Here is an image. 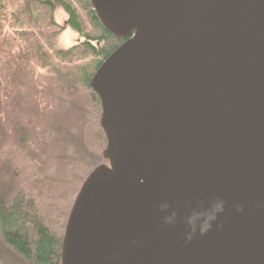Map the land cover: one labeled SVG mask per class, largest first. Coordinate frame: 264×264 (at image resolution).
<instances>
[{"label":"water","instance_id":"1","mask_svg":"<svg viewBox=\"0 0 264 264\" xmlns=\"http://www.w3.org/2000/svg\"><path fill=\"white\" fill-rule=\"evenodd\" d=\"M89 1L127 39L90 80L108 164L74 198L61 264H264V0Z\"/></svg>","mask_w":264,"mask_h":264},{"label":"trees","instance_id":"2","mask_svg":"<svg viewBox=\"0 0 264 264\" xmlns=\"http://www.w3.org/2000/svg\"><path fill=\"white\" fill-rule=\"evenodd\" d=\"M5 2L0 0V230L35 262L58 264L74 198L88 174L108 163L101 103L90 80L127 38L105 29L89 0H23L24 21L8 16ZM58 9L67 17L61 26ZM66 28L79 37L67 48L57 43Z\"/></svg>","mask_w":264,"mask_h":264},{"label":"clouds","instance_id":"3","mask_svg":"<svg viewBox=\"0 0 264 264\" xmlns=\"http://www.w3.org/2000/svg\"><path fill=\"white\" fill-rule=\"evenodd\" d=\"M225 202L222 199H218L210 204L209 207L203 208L199 212H195L188 221V229L185 233L186 240H191L197 233L199 235L206 234L212 227L214 222L217 221L218 215L224 212ZM240 208L237 206V211ZM175 212L171 216H165L164 222L166 224H173ZM198 221V223H197Z\"/></svg>","mask_w":264,"mask_h":264},{"label":"rangeland","instance_id":"4","mask_svg":"<svg viewBox=\"0 0 264 264\" xmlns=\"http://www.w3.org/2000/svg\"><path fill=\"white\" fill-rule=\"evenodd\" d=\"M6 2V12L9 16L14 14L16 16H18V18L21 21L25 20V11H23V6H24V2L23 0H5ZM27 15V14H26ZM66 14L63 13V11L61 9H58V11L55 14V21L58 23L59 26L63 25L66 21ZM85 21H86V17ZM43 23L46 22V19H42ZM5 35L8 36L9 39H11L13 37L14 34H12L10 31L6 30L5 31ZM59 34L57 35V43L58 46H62V47H70L73 46L74 44L77 43V41H79V37L78 34L75 33L74 31H72L69 28L64 29L61 32H58ZM14 49V48H12ZM0 262L5 263V261H2V259L0 258ZM12 264V263H11Z\"/></svg>","mask_w":264,"mask_h":264},{"label":"flooded vegetation","instance_id":"5","mask_svg":"<svg viewBox=\"0 0 264 264\" xmlns=\"http://www.w3.org/2000/svg\"><path fill=\"white\" fill-rule=\"evenodd\" d=\"M3 234L4 233L2 232V230H0V258L2 259V261H5V263L0 262V264H41L35 262V260L22 253L13 244H11ZM60 255L61 248L59 253L60 263L58 264H61Z\"/></svg>","mask_w":264,"mask_h":264}]
</instances>
